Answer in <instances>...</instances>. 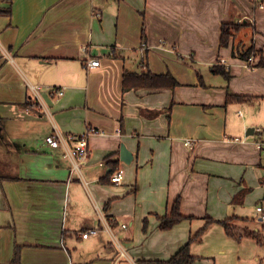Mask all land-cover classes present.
I'll return each mask as SVG.
<instances>
[{
  "label": "crops",
  "instance_id": "crops-1",
  "mask_svg": "<svg viewBox=\"0 0 264 264\" xmlns=\"http://www.w3.org/2000/svg\"><path fill=\"white\" fill-rule=\"evenodd\" d=\"M225 23L245 25L221 47ZM124 70L178 86L123 92ZM87 130L78 170L44 143ZM263 138L264 0H0V264H145L204 228L193 264H264ZM176 201L192 219L160 230Z\"/></svg>",
  "mask_w": 264,
  "mask_h": 264
},
{
  "label": "trees",
  "instance_id": "trees-1",
  "mask_svg": "<svg viewBox=\"0 0 264 264\" xmlns=\"http://www.w3.org/2000/svg\"><path fill=\"white\" fill-rule=\"evenodd\" d=\"M245 24L244 23H239V24H232V23H225L221 27V36H220V46L225 47L228 45L229 40L231 37H233L234 32L238 30L240 27H243ZM142 40H145V34L142 32ZM260 52H256L254 45L249 46L248 48L244 49H236L235 50V57H238L244 61H248L251 57H254L255 54L258 55ZM144 64L145 62L142 61ZM262 65V60L258 64ZM210 71L213 74H221V75H226L225 70L220 67V66H213L210 68ZM178 86L177 81L175 78L170 74L167 73L165 75H157L153 74L149 71L146 70V72L143 73H132L128 72V70H124L123 73V92H126L130 89H136V88H146V89H163V88H171L174 89L175 87ZM243 97H237V96H229L228 99L229 101H241ZM111 158V157H110ZM109 166V179L111 175L118 170V161H109L108 163ZM0 180L3 181L4 178L0 176ZM110 206V201L105 204L104 210H108ZM191 220L192 217H186L183 216L180 213V207H179V202L176 201L174 205L171 208V211L169 214L164 215L163 217L159 218V229L162 231H167L172 229L175 225L181 223L183 220ZM208 223L213 222L211 218L207 217ZM222 223L225 227V230L228 235L233 234V226L229 224L228 220L224 221H218ZM206 224V226L208 225ZM205 229V228H204ZM204 229H202L197 236H194L189 240V242L182 247L178 252H176L174 255H172L169 259L167 260H158V261H146L145 264H193L194 261L196 260V257H194L189 250V244L193 239H196L199 237L202 232H204ZM147 230V220H143V232L146 233ZM251 235H255L253 233H250ZM256 236V235H255ZM19 247L15 245V253H14V259L13 262H16L19 257L18 253Z\"/></svg>",
  "mask_w": 264,
  "mask_h": 264
},
{
  "label": "built area",
  "instance_id": "built-area-1",
  "mask_svg": "<svg viewBox=\"0 0 264 264\" xmlns=\"http://www.w3.org/2000/svg\"><path fill=\"white\" fill-rule=\"evenodd\" d=\"M253 57H251L247 63L252 64ZM99 65V61L97 59H90L87 62V67L96 68ZM61 94V91L58 92ZM97 133L96 130H87L82 135H68L62 136L60 134H49L44 138V143L50 147L51 149H61L63 151V157L69 159L74 169L78 170L79 166L84 164L87 158L90 155V149L88 144V136ZM186 145H191L190 141H186ZM259 149L264 147V138L257 143ZM123 179V173L119 169L116 170L110 177V181L113 184H120ZM255 217L259 222L263 224L264 229V200L260 201L256 204L254 208ZM126 226L123 225V228ZM99 233L98 228H91L82 234V238L86 239L89 235H97ZM121 255L124 256V252H121ZM136 264V263H132Z\"/></svg>",
  "mask_w": 264,
  "mask_h": 264
},
{
  "label": "water",
  "instance_id": "water-1",
  "mask_svg": "<svg viewBox=\"0 0 264 264\" xmlns=\"http://www.w3.org/2000/svg\"><path fill=\"white\" fill-rule=\"evenodd\" d=\"M131 159H132V156L129 153V151L126 150L124 145H121V147H120V160L123 161L124 163L128 164V163H130Z\"/></svg>",
  "mask_w": 264,
  "mask_h": 264
},
{
  "label": "rangeland",
  "instance_id": "rangeland-1",
  "mask_svg": "<svg viewBox=\"0 0 264 264\" xmlns=\"http://www.w3.org/2000/svg\"><path fill=\"white\" fill-rule=\"evenodd\" d=\"M259 224L263 225L261 222H259Z\"/></svg>",
  "mask_w": 264,
  "mask_h": 264
}]
</instances>
